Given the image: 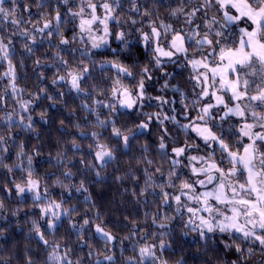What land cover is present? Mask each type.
<instances>
[{
  "label": "snow or ice",
  "instance_id": "obj_1",
  "mask_svg": "<svg viewBox=\"0 0 264 264\" xmlns=\"http://www.w3.org/2000/svg\"><path fill=\"white\" fill-rule=\"evenodd\" d=\"M152 3L167 10L166 19L147 0H0V81H7L0 89V128L6 133L0 134V171L6 173L0 184V237L23 210L30 217L28 237L43 256L38 261L25 249L23 264H118L117 249L119 264H187V250L176 243L177 228L182 238L192 235L189 247L200 246L193 261L212 251L222 257L219 264H264V0ZM45 43L54 49L51 63L36 57L33 71L55 69L51 85L59 91L40 87L24 99L17 69L26 68ZM168 65L188 71L191 98L171 82ZM37 79L46 81L45 72ZM156 84L152 94L149 88ZM9 94L17 107L6 111ZM70 94L85 114L83 124L74 127L81 142L90 143L85 152L73 138L72 158L57 151L63 179L49 186L36 175L39 149L33 146L30 153L23 140L17 143V133L36 131L33 105L44 98L51 107L67 105ZM132 114L130 125L118 120ZM47 116L42 110L40 121L47 124ZM154 127L155 143L145 139L142 154L130 157L135 170L115 176L133 182L130 195L145 208L144 221L123 217L128 231L120 236L90 187L104 184L106 170ZM153 149L162 164L149 158ZM13 196L18 205L31 206L6 214L5 201ZM152 205L156 210L150 213ZM149 216L152 231L141 227ZM112 223L119 228L121 221ZM70 235L76 236V247L69 246ZM128 241L131 255H125Z\"/></svg>",
  "mask_w": 264,
  "mask_h": 264
},
{
  "label": "trees",
  "instance_id": "obj_2",
  "mask_svg": "<svg viewBox=\"0 0 264 264\" xmlns=\"http://www.w3.org/2000/svg\"><path fill=\"white\" fill-rule=\"evenodd\" d=\"M145 0H141V3H144ZM32 3V0H21V4ZM148 7L152 8L153 10L157 11L161 18H167V10L165 9H158L157 6L152 3V0H147ZM5 6H8L7 4ZM175 6V0L173 3V7ZM127 7V6H126ZM32 11L35 12L36 9L33 4ZM143 11V8L141 9ZM21 14L25 16L27 19V14L23 12L21 9ZM171 22V21H169ZM177 27H179V22H177ZM69 30L67 31V35L70 37L72 35L71 32V25L68 26ZM54 49L49 50L48 45L45 43L43 46L39 47V50L31 59L26 60V68H19L18 73L20 79L18 80V84L22 87L25 91L23 98L31 99V94L36 93L40 87H47L51 94H55L59 91V89H53L51 85V80L53 78V74L55 69L53 68H39L33 71V61L36 57H40L42 61L46 63H51V55ZM142 61L144 58H140ZM19 62V57L17 58V64ZM3 70V69H1ZM168 70L173 73L174 79H171L173 84H178L181 86L182 89L188 92L189 97L191 98L192 94V86L188 80V71H185L182 68H176L173 65H168ZM44 71L47 80L41 82L37 79L39 73ZM182 73V75H181ZM163 81H160L162 84ZM160 85L156 84L155 88L150 87L149 91L152 94H156L155 89L158 88ZM198 91V89H197ZM73 95L70 94L66 97L67 105L63 103L58 104L56 107H51L50 101L46 98L39 101L36 105H33L34 111L32 114L36 118V131L35 132H18L17 136V143L20 140H23L26 144L27 150L31 153L33 150V146L39 149V153L36 156L34 161V167L36 171V175L39 177H44L45 180L42 181L43 183H47L51 186L52 181H54L57 177H61V173L65 170L64 167H58L56 165V160L54 159L56 156L57 151L65 152L66 156L69 158L73 157V153L71 149V141L73 138H76L78 143H81L82 149L87 152L88 148L87 145L90 143L89 140H83L81 142V138L79 137V129L75 128L74 125L77 122L83 124L85 114L79 109V100H73ZM171 95V93H169ZM102 98V97H101ZM14 107H17L16 101L12 98V96H8L7 99V108L4 109L6 111H11ZM47 109L48 111V123L45 124L39 119V113ZM94 119V117L90 118ZM135 119V114H132L131 117L124 115L119 116L118 120L120 123H127L131 124L132 121ZM64 121V126L61 127L60 121ZM86 130L91 131L92 129L89 127ZM155 127L153 128V134L147 136L146 138L142 137L138 141H133V147L131 151L128 152L127 155H120L118 157V161L114 162L113 167H110L106 170V175L108 179L104 184H93L90 187V191L93 194V198L97 203V206L101 210V214L105 215L106 218L110 221L109 227L112 228L114 232H118L120 236L127 234L128 228L124 227L123 217L130 216L133 220L136 221H144V206L137 205L135 199L130 195L134 185L132 181L125 180L124 182H119L115 180L116 175H124L126 172L134 171L137 167L136 160L132 159L130 161V157H139L142 154L141 146L145 143V139H147L151 143H155ZM0 134H6L3 128H0ZM37 134L39 135V139H37ZM107 136V133L104 134ZM181 141L183 140V135H180ZM16 149H13L12 157L14 158ZM156 161L157 165L163 163L160 159L158 154L156 153L155 149L152 150V153L149 157ZM80 159V153H76L74 157V163L78 162ZM51 161V163L49 162ZM6 162L11 163L12 160L9 159ZM77 168L80 167L78 163H76ZM143 167V165H140ZM167 168V165H164ZM115 169V171H114ZM75 171V169H73ZM54 175H51L53 174ZM6 173L0 171V184L3 183V177ZM20 173L17 172L16 176L19 177ZM50 176V179L48 178ZM63 179V177H61ZM67 182V181H66ZM73 183H78V178ZM125 188H128V192H125ZM56 195H59L62 191L59 188L53 189ZM82 200V197L80 198ZM77 201L76 199H72L70 203L75 204ZM6 204V214H9L11 211L15 210L17 207H21L22 209L29 208L30 202L26 205H18L15 196H13L10 201H5ZM86 206L82 203L80 204V209H83ZM155 206L152 205L148 208V211L151 213L155 211ZM30 217L25 216L24 211L22 210L19 217L12 218L11 227L5 233L4 237H0V264H4L6 261L7 264H23L24 262V251L25 249H29L33 252L34 258L38 261L43 259V256L40 252L37 251V242L32 240L28 237V232L31 227L30 223L27 221ZM119 219L121 224L119 228L114 227L113 223L115 220ZM151 224V218L147 221V224H141L142 229L147 228L149 231L153 229L149 227ZM67 224L63 228L60 229L59 233H57V238H60L61 235L65 233L67 229ZM131 227V224L128 225ZM191 236V237H190ZM69 246L76 247V236L70 235L65 237ZM192 235L190 234L186 238H182L179 235V229L177 228V239L176 243L177 246H183L187 250V264H204V261H207V264H219V259L222 257H218L216 253L212 251H208L201 255L200 260L193 261L191 258L193 255L197 254L198 249L200 248L199 245L192 243L189 247L190 242L192 241ZM51 239V237H50ZM135 239V238H134ZM211 244V241L209 242ZM128 251L125 255H131V247L132 241L126 242ZM102 247V243L98 245ZM202 251V249H201ZM76 255H80L79 249H77ZM180 253L177 252V256ZM117 257H118V264H119V250L117 249ZM233 257H229V261ZM75 259V256L73 257ZM87 264V260L85 261Z\"/></svg>",
  "mask_w": 264,
  "mask_h": 264
},
{
  "label": "rangeland",
  "instance_id": "obj_3",
  "mask_svg": "<svg viewBox=\"0 0 264 264\" xmlns=\"http://www.w3.org/2000/svg\"><path fill=\"white\" fill-rule=\"evenodd\" d=\"M20 2H21V0H20ZM33 22H35V21H33ZM0 71H2L1 69H0ZM7 83V81H0V89H3L4 88V85ZM10 95V94H9ZM8 95V96H9ZM23 95H27V94H24L23 93ZM11 96V95H10ZM24 99H27V98H24ZM191 237V236H190Z\"/></svg>",
  "mask_w": 264,
  "mask_h": 264
}]
</instances>
